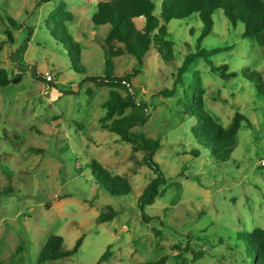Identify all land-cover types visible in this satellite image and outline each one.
Masks as SVG:
<instances>
[{
    "label": "rangeland",
    "instance_id": "rangeland-1",
    "mask_svg": "<svg viewBox=\"0 0 264 264\" xmlns=\"http://www.w3.org/2000/svg\"><path fill=\"white\" fill-rule=\"evenodd\" d=\"M39 1L0 0V69L21 78L18 85L0 88V261L37 264L48 239L58 235L67 251L79 238L84 242L78 254L49 264H98L109 246L111 256L103 264H146L162 257L167 264H253L242 237L264 229V97L252 80L264 83V48L242 38L243 25L234 28L223 12L214 14L213 32L202 47H233L212 61L227 64L237 77L222 80L199 59L192 69L202 77L205 108L224 126L237 111L252 126L245 124L227 162L217 163L205 149L195 157L177 98L157 94L172 89L177 69L196 52L203 24L196 14L170 22L174 60L165 62L152 48L133 78L152 114L135 130L161 141L155 159L167 178L156 202L142 210L138 199L156 175L144 164L143 152L134 153L102 129L111 89L91 80L107 76L103 43L109 26H95L91 18L97 4L109 0ZM136 24L142 29L144 19ZM112 61L117 77L138 69L129 54ZM94 162L126 177L132 192L107 193ZM5 189L12 193L3 195ZM108 209L119 215L99 224ZM19 245L25 250L17 255Z\"/></svg>",
    "mask_w": 264,
    "mask_h": 264
},
{
    "label": "trees",
    "instance_id": "trees-1",
    "mask_svg": "<svg viewBox=\"0 0 264 264\" xmlns=\"http://www.w3.org/2000/svg\"><path fill=\"white\" fill-rule=\"evenodd\" d=\"M50 1L40 0L39 5ZM218 12H223L232 27L243 25L244 40L264 48V0H109L100 1L97 4V12L91 18L95 26H109L107 38L103 43V49L108 58L107 76L91 79L96 81L98 86L111 89L109 99L103 104L106 113L100 119L101 127L117 135L122 142L129 144L134 153L143 152L144 164L156 175L138 199V205L142 210L156 202L161 186L167 184V178L155 159L162 148L161 141L148 138L144 132L135 130L145 126L152 114L148 103L135 91L133 78L141 73L144 58L152 48H155L165 62L171 63L174 60V43L168 39V26L171 21L184 20L196 14L203 24L201 35L196 41V52L189 53L177 69L172 89H164L157 94L158 97L167 99L177 98L176 105L180 109L183 120L191 129V138L197 147L191 151V155L198 157L199 149H205L217 163L227 162L237 147V138L245 124L252 126L250 120L240 111L235 113L227 126L208 112L205 108L206 90L202 77L198 71L192 69L199 59H204L209 64L211 72L217 74L222 80L228 81L237 77L235 72H230L227 64L217 65L212 61L213 57L233 47H219L211 50L202 47L204 40L213 32V16ZM137 19H144L142 29L137 27ZM192 34H194L193 30ZM9 38L12 41L10 35ZM115 43L122 47H116ZM71 45L79 48L74 41H71ZM125 54L132 55L138 60V69L125 77H117L114 75L112 59ZM76 60L79 64L80 60ZM189 72L191 75L187 80ZM252 80L258 82L257 90L259 95L264 97L263 80L258 77H253ZM20 82V77H12L6 69H0V88H6L10 84L18 85ZM121 90L125 92V95L121 93ZM93 170L98 183L110 195L121 197L132 192V186L126 177L111 174L97 162L93 163ZM10 193L12 192L8 189L2 192L3 195ZM118 215L119 212L108 209L99 216L97 222L99 224L111 222ZM143 221L148 220L143 217ZM242 238L248 255L253 259V264H264V229L256 228ZM83 242L84 237L79 238L75 247L67 251L64 249V239L61 236L52 235L38 256L37 264H49L74 256L79 253ZM111 248L112 246L107 248L98 264L109 260ZM24 250V247L19 245L16 254L20 255ZM199 256L204 255L199 253ZM0 264L5 263L0 261ZM146 264H167V257Z\"/></svg>",
    "mask_w": 264,
    "mask_h": 264
},
{
    "label": "built area",
    "instance_id": "built-area-1",
    "mask_svg": "<svg viewBox=\"0 0 264 264\" xmlns=\"http://www.w3.org/2000/svg\"><path fill=\"white\" fill-rule=\"evenodd\" d=\"M45 76H46V79H47L48 81H51L52 77H51L50 74H46Z\"/></svg>",
    "mask_w": 264,
    "mask_h": 264
}]
</instances>
